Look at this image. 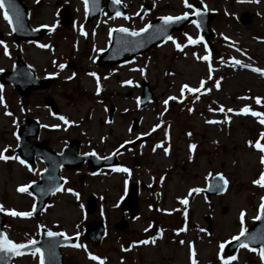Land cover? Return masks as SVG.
<instances>
[{
	"label": "rangeland",
	"instance_id": "obj_1",
	"mask_svg": "<svg viewBox=\"0 0 264 264\" xmlns=\"http://www.w3.org/2000/svg\"><path fill=\"white\" fill-rule=\"evenodd\" d=\"M21 1L30 26L46 27L48 34L36 42H23L17 51L0 9V72L9 70L19 54L39 77H52V85L20 98L14 88L0 84V152L10 157L0 160V206L5 209L7 237L20 243L36 238L40 227L80 236L86 222L100 220L106 228L100 244L79 240L63 249L65 264H192L193 260L196 264H263L258 249L241 247L230 259L220 245L239 235L242 211L244 229L255 222L264 198V186L253 183L264 171V152L254 147L258 140L264 144V125L259 122L264 115L251 114H264V75L252 70H264V0H198L214 15L212 50L190 23L171 35L175 43L167 40L107 69L96 60L112 29L138 31L155 17L192 13L191 8L184 0H120L127 18L103 11L85 23L83 0ZM144 3L151 8L140 16ZM63 7L71 15L67 27L59 22ZM242 13L248 14L249 23L242 22ZM188 37L197 42L189 43ZM205 56L207 60L201 59ZM142 82L148 84L152 99L139 108ZM184 85L200 91L182 93ZM47 98L55 103L57 117L46 108ZM246 106L250 111L242 112ZM25 117L41 125L40 138L50 135L55 150L73 139L81 151L104 155L138 135L151 136V142L122 152L115 169L127 172L65 173L76 181L87 175L83 185L63 188L40 216H12L9 210L31 211L33 197L17 189L35 180L41 169L39 162L30 168L17 159L16 127ZM133 121L137 130L130 132ZM218 174L227 180L226 190L205 195L204 189ZM135 182L138 211L131 216L121 210L120 200ZM88 196L96 198L92 213L86 211ZM185 197L187 205L181 203ZM120 221L125 223L122 229L115 227ZM144 240L149 243H140ZM13 264H39V254L18 257Z\"/></svg>",
	"mask_w": 264,
	"mask_h": 264
},
{
	"label": "water",
	"instance_id": "obj_2",
	"mask_svg": "<svg viewBox=\"0 0 264 264\" xmlns=\"http://www.w3.org/2000/svg\"><path fill=\"white\" fill-rule=\"evenodd\" d=\"M86 7V5H85ZM103 5L102 0H87L86 10V22L92 21L101 11ZM195 11H199L200 15L187 16L177 22L165 25L161 18H158L148 23V28L144 32H138L137 36H132L129 33H123L115 29L111 32V42L108 47L100 54L98 64L101 67L108 68L118 65L125 61H130L135 56L146 53L152 47L167 40V36H170L173 31L181 30L182 27L187 24L190 19L195 20L199 25L201 31V40L209 44V38L212 36V32L209 27V22L212 16L207 14L200 6L194 5ZM105 9L108 15H114L120 13V16H124L123 8L114 3V0H106ZM147 8H142L140 14L145 13ZM8 11L12 23L10 24L12 35L17 46L20 45L22 40L35 41L42 38L47 33L46 28H31L28 24V14L26 6L21 0H5V8L3 12ZM61 24L67 26L70 23V16L66 9H61ZM243 23H249V16L247 13L241 15ZM15 29V30H14ZM1 37V36H0ZM1 40V38H0ZM2 83H10L16 89H18L20 96L26 95L32 88L43 89L49 84V80L43 82L38 79L35 72L24 63V61L18 57L17 63L14 65L13 71L4 72L1 76ZM152 98V94L149 91V87L144 82L142 96L138 99L139 106H145ZM49 108L53 114L57 113L55 105L50 102ZM137 129V122H133L130 127V131ZM39 125L31 119H26V125L18 129L19 146L17 152L20 160H24L25 163L31 164L35 157L44 159L47 169L40 176L39 181L31 184L28 189L36 199V204L32 212V216L39 215L43 210L46 201L50 197L51 193L62 186L63 179L57 174L61 167L76 168L84 163H88L92 169H101L103 167H116L117 156L121 150H115L109 157L100 159L93 154L79 155L77 142L68 144L62 154H56L46 148L34 143H29L30 137H37ZM149 138L141 137L129 144L130 147H135L142 142L148 141ZM226 188L223 181L220 180L219 175L215 176L210 186L204 191L206 195H217L222 193ZM139 187L137 184L131 185L128 192L125 194L122 200V210L129 211L132 215L137 213V198ZM264 203V202H263ZM95 208L94 198H89L87 201V210L92 212ZM259 217L252 226H249L245 230V234L240 236L239 240H233L226 246L225 253L228 256H232L237 248L242 244H247L249 248H259L260 251L264 249V210H260ZM3 219L0 212V233H4L2 230ZM120 225V224H119ZM122 228V226H118ZM48 230L41 229L39 233V239L35 245H30L28 248L21 249V255L34 251L35 248H40L41 253L44 256L45 264H64L63 254L61 248L74 245L77 241L76 237H67L59 235L55 237H49L47 235ZM105 233L104 225L101 222H89L86 224L84 232L81 236L82 239L91 242L94 245H98ZM6 235V234H5ZM18 255L8 254L6 257L3 253H0V264H11L13 257Z\"/></svg>",
	"mask_w": 264,
	"mask_h": 264
},
{
	"label": "snow or ice",
	"instance_id": "obj_3",
	"mask_svg": "<svg viewBox=\"0 0 264 264\" xmlns=\"http://www.w3.org/2000/svg\"><path fill=\"white\" fill-rule=\"evenodd\" d=\"M185 2V5L189 8L192 7V5L190 3H188V0H184ZM114 3H120V0H114ZM85 5H86V10H87V0H85ZM5 8V0H0V9H4ZM193 15H200V12L199 11H194L192 13ZM117 15H120V13H117ZM189 15V13H184L182 16H163L161 17V19L163 20L164 24L165 25H168V24H171L173 22H177L179 20H181L182 18H187V16ZM3 18L8 21L9 24L12 23V20L10 19V16H9V13L8 11H5L3 13ZM127 18V17H125ZM193 24H196L197 22L195 20L192 21ZM199 27V25H197ZM149 26L148 25H145L144 28H141L140 29V32H144L146 31V29L148 28ZM15 30V29H14ZM118 31L120 32H123V33H129V29L128 28H124V27H121L118 29ZM130 35L132 36H137L139 33L136 32V31H131L129 33ZM167 39L168 40H172L173 43H175V41L173 40V38L171 36H167ZM227 39V38H226ZM188 42L189 43H196L197 41L196 40H193L191 37H188ZM41 47H48V45H41ZM176 47L179 49L181 48V45L180 44H176ZM5 54L7 55V49H5ZM201 59H204V60H207L208 59V56H205V57H202ZM236 64H240L241 62L239 60H236L235 61ZM61 68L64 67V65H60ZM253 71H256V72H260L262 75H264V70L262 69H258V68H253L252 69ZM212 69H211V66H209V72H211ZM92 75H95L94 73ZM211 78V77H209ZM126 83H131L130 81H126ZM203 81H201V87L203 86ZM219 86V83L217 82V87ZM187 89V91L189 92H199L200 89L199 88H190L188 85H184L181 89V92L183 93L184 90ZM97 91H99V84L97 86ZM169 99H176L175 97H170ZM2 97H0V103H2ZM168 103V100H165L164 101V104L167 105ZM256 103L259 104L261 103V100L260 98H256ZM223 109H221L222 111ZM189 111H191V109H189ZM228 111H232V109H228ZM242 112H249L250 110L247 108V106L241 110ZM252 115L254 116H262L264 114H261V113H258V112H252L251 113ZM10 115V113H9ZM61 120H63L66 124L69 123L68 120H66L63 116L60 117ZM262 125H264V118L260 119L259 121ZM157 127H159V125H157ZM262 137H264V133L261 134ZM253 142H249L250 145H252ZM254 147L259 149L261 152H264V144H261L259 142V140L257 142H255L254 144ZM190 148H195V145H191ZM165 151V154H167V151L168 149L165 148L164 149ZM10 157L4 155L3 152H0V160H8ZM191 158V157H190ZM17 159H19L17 157ZM21 164H24L25 161L24 160H20L19 161ZM261 163L264 164V155L261 156ZM116 171H125L127 172L128 169L126 168H123V169H114ZM219 177H220V180L224 182L225 185H227V180L223 177V175L221 174H218ZM253 183L255 184H259L260 186H264V171L261 172V175L259 177L258 180L254 181ZM18 191L20 192H27V187L26 186H23V187H19L17 189ZM69 191H71L69 189ZM200 189H192L191 192H199ZM29 195H31V193H28ZM262 201H264V198H262ZM181 203L182 204H185L187 205V198L185 197L184 199L181 200ZM260 208L262 210H264V203H261L260 205ZM2 211H5V209L3 208V206H0V212ZM10 214L12 216H19V217H29L32 215L31 212H17L15 210H9ZM241 229H240V233L238 236H234L232 237L233 240H239L240 236H243L245 234V229L243 227V217H244V212L242 211L241 214ZM261 217H257V219H260ZM47 235L49 237H55V236H59V235H63V233H56V232H52V231H48L47 232ZM65 239H67V237H65ZM140 243H143V244H147L149 243L148 240H144V241H141ZM181 243H183L181 241ZM36 244V241L35 240H28L26 243H16L14 241H12L11 239H9L5 234L3 233H0V253H3L4 256L6 257L8 254H11V255H21V249H25V248H28L30 245H35ZM242 247L244 248H247L248 245L247 244H242L241 245ZM221 248L224 247L223 243L220 245ZM37 254H40L39 255V264H45V260H44V256L43 254L41 253V249L40 248H35L34 251L32 252V255H37ZM260 255H261V259L264 260V249L261 250L260 252ZM90 258L93 259V260H97L98 257L94 256V255H91L90 254ZM230 259H235V257H230ZM5 264H6V261H5ZM192 264H196L195 260L192 261ZM225 264H227V261H225Z\"/></svg>",
	"mask_w": 264,
	"mask_h": 264
},
{
	"label": "flooded vegetation",
	"instance_id": "obj_4",
	"mask_svg": "<svg viewBox=\"0 0 264 264\" xmlns=\"http://www.w3.org/2000/svg\"><path fill=\"white\" fill-rule=\"evenodd\" d=\"M188 1H192V0H188ZM48 102V98H47V100H46V103ZM52 132H58V131H52ZM51 136L49 135V136H44V137H42V139L40 138V134H39V137L35 140L36 142H38L39 143V145L40 146H42L43 147V145L44 146H46L47 148H50L51 150H53L55 153H61L62 152V150H63V148L65 147V145H67V144H69L70 142H74V141H76L77 142V146L79 147V152L80 153H83V154H85V153H93V151H86V152H84V151H81V147H80V143L77 141V140H75V139H73V140H68V142H66L65 144H62L60 147H59V149L58 150H55L54 148H56L55 146H54V144L52 143V141H51ZM100 157H104L105 155L103 154V153H101V152H98L97 153ZM107 155V154H106ZM36 162V161H35ZM37 163H34L33 165H32V167H34L35 165H36ZM40 166H41V169L39 170V173L38 174H40L41 172H43L45 169H46V164H45V162H42V161H40ZM31 167V168H32ZM82 169H84L85 171H86V173H88V172H90V173H96L97 171H94V170H92V169H90V167H89V165H82L81 167H79V168H77V169H63L62 168V170L61 169H59L58 170V172L64 177V179H65V184H64V187L63 188H65V187H68V186H70V185H74V186H77V185H83L84 184V182H85V179H86V175L87 174H85V175H81L77 180L78 181H76V179H69V178H67V177H65L64 175H65V173H78L80 170H82ZM106 171H108V169H103V170H100V171H98V172H106ZM89 174V173H88ZM56 196V195H55Z\"/></svg>",
	"mask_w": 264,
	"mask_h": 264
}]
</instances>
